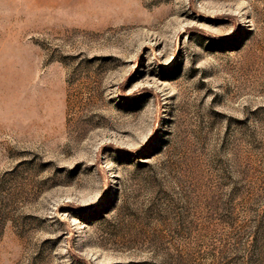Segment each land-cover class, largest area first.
<instances>
[{
	"label": "rangeland",
	"instance_id": "rangeland-1",
	"mask_svg": "<svg viewBox=\"0 0 264 264\" xmlns=\"http://www.w3.org/2000/svg\"><path fill=\"white\" fill-rule=\"evenodd\" d=\"M0 264H264V0H0Z\"/></svg>",
	"mask_w": 264,
	"mask_h": 264
}]
</instances>
